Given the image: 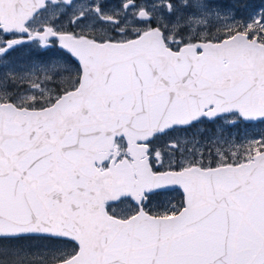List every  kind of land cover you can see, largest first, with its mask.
Returning <instances> with one entry per match:
<instances>
[{"label": "snow or ice", "instance_id": "snow-or-ice-1", "mask_svg": "<svg viewBox=\"0 0 264 264\" xmlns=\"http://www.w3.org/2000/svg\"><path fill=\"white\" fill-rule=\"evenodd\" d=\"M49 8L0 0V53L64 50L0 74V264H264V135L207 131L264 125V10Z\"/></svg>", "mask_w": 264, "mask_h": 264}, {"label": "rangeland", "instance_id": "rangeland-1", "mask_svg": "<svg viewBox=\"0 0 264 264\" xmlns=\"http://www.w3.org/2000/svg\"><path fill=\"white\" fill-rule=\"evenodd\" d=\"M121 0H82L80 2H77L76 9H68L67 10V15H64L62 17L63 20L67 23L68 18L71 16L72 12L75 10H79L81 7L86 8L89 5L93 4H102L105 6L106 11H110L111 9L116 8L117 5H119ZM222 3L226 5H235L240 9H245L247 6L249 10L252 8H255L257 11H262L260 6L264 5V0H221ZM64 8H60L55 12V15H53V10L47 14V16L44 17L45 21H49L55 17H61V13L64 12ZM3 38H0V42H2ZM24 39V38H20ZM30 41V40H29ZM28 41V42H29ZM35 43L31 42V46L29 44L23 43V50L17 51L18 54L14 55L11 53L10 50H8L5 53H0V74H3L5 72H9L12 70H15L19 72L21 69H27L32 67L33 65H40V64H45L48 63L49 61H60L61 63L63 62L61 57L63 53H58L55 56H53L54 59H46V58H36L34 57H29L26 54V51L24 49L30 50L35 48ZM71 67V65H69ZM67 75V73H65ZM208 133L212 132H217L219 133L220 131H223V135L225 137H231L236 144H243L248 140H251L253 138L259 137L260 135H264V125L257 126V127H245L244 124L239 125V127H224L223 129L220 128V126H210L207 129ZM172 199L173 203H176L178 200V197L176 196L175 193L172 194L170 197ZM39 254V253H37ZM41 255V254H39ZM43 258H36L35 260H40Z\"/></svg>", "mask_w": 264, "mask_h": 264}, {"label": "flooded vegetation", "instance_id": "flooded-vegetation-1", "mask_svg": "<svg viewBox=\"0 0 264 264\" xmlns=\"http://www.w3.org/2000/svg\"><path fill=\"white\" fill-rule=\"evenodd\" d=\"M82 0H77L74 4H76L77 2H80ZM71 8H69L70 10ZM53 9H49L48 12L45 14V16H47V14H49ZM60 20H59V23L57 24V27H60L61 25H63L65 28L67 27V23L63 20L64 17H59ZM56 19L53 18L49 21H54ZM19 35V34H18ZM19 38H24V39H21L23 42L14 46L10 51L12 54L16 55L18 54L17 51H20V50H23V43L25 44H29L31 46V42L32 43H35L34 41H29V39L26 37V36H19ZM29 41V42H28ZM36 45V43H35ZM26 51V54L29 56V57H34V59L36 58V60H38V58H46V59H54L53 56H55L56 54H60V53H63L64 54V50L60 49L59 48V45L56 44V45H52L50 46V48L48 50H42L40 49L39 47H37V45L35 46L34 49H31L30 50H27V49H24ZM22 52V51H20Z\"/></svg>", "mask_w": 264, "mask_h": 264}, {"label": "trees", "instance_id": "trees-1", "mask_svg": "<svg viewBox=\"0 0 264 264\" xmlns=\"http://www.w3.org/2000/svg\"><path fill=\"white\" fill-rule=\"evenodd\" d=\"M31 258L35 260L36 258H43V255L34 254Z\"/></svg>", "mask_w": 264, "mask_h": 264}, {"label": "bare ground", "instance_id": "bare-ground-1", "mask_svg": "<svg viewBox=\"0 0 264 264\" xmlns=\"http://www.w3.org/2000/svg\"><path fill=\"white\" fill-rule=\"evenodd\" d=\"M75 1V0H74ZM74 1H72L73 2V4H74ZM50 9V8H49Z\"/></svg>", "mask_w": 264, "mask_h": 264}, {"label": "water", "instance_id": "water-1", "mask_svg": "<svg viewBox=\"0 0 264 264\" xmlns=\"http://www.w3.org/2000/svg\"><path fill=\"white\" fill-rule=\"evenodd\" d=\"M72 1H74V0H72ZM65 2H66V0H65Z\"/></svg>", "mask_w": 264, "mask_h": 264}]
</instances>
